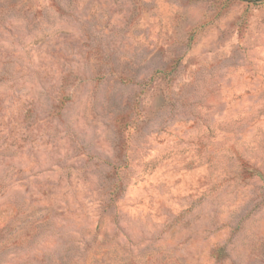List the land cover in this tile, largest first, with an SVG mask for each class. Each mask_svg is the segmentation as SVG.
<instances>
[{
	"label": "rangeland",
	"instance_id": "1",
	"mask_svg": "<svg viewBox=\"0 0 264 264\" xmlns=\"http://www.w3.org/2000/svg\"><path fill=\"white\" fill-rule=\"evenodd\" d=\"M0 264H264V0H0Z\"/></svg>",
	"mask_w": 264,
	"mask_h": 264
}]
</instances>
